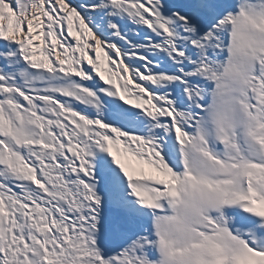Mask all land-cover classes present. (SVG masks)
Listing matches in <instances>:
<instances>
[{"label": "snow or ice", "instance_id": "snow-or-ice-1", "mask_svg": "<svg viewBox=\"0 0 264 264\" xmlns=\"http://www.w3.org/2000/svg\"><path fill=\"white\" fill-rule=\"evenodd\" d=\"M0 264H264V0H0Z\"/></svg>", "mask_w": 264, "mask_h": 264}]
</instances>
